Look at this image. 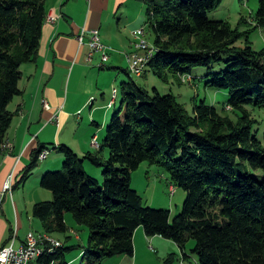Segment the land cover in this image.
Listing matches in <instances>:
<instances>
[{
  "label": "trees",
  "instance_id": "obj_1",
  "mask_svg": "<svg viewBox=\"0 0 264 264\" xmlns=\"http://www.w3.org/2000/svg\"><path fill=\"white\" fill-rule=\"evenodd\" d=\"M48 1L0 0V156L15 116L9 106L21 95V67L38 57ZM137 1L148 6L144 29L154 34L158 49L144 77L152 72L166 83L171 76L196 81L194 71L204 70L207 87L229 91L226 110L230 107L237 120L206 101L195 102L190 114L174 95L151 93L125 71L124 112L114 114L101 149L80 157L61 146L63 169L47 172L41 184L54 200L37 203L33 215L47 235L68 232V214L86 226L84 264L134 257L139 228L149 239L174 242L185 259L187 245L194 242L199 264H264V178L255 174L264 173V142L250 112L264 108V49L256 52L250 39L264 29V0L253 23L242 18L237 27L209 18L223 0ZM243 26L250 29L242 31ZM44 150L34 151L24 179L38 168ZM86 163L104 169L103 185ZM143 163L166 170L171 186L187 193L173 222L170 211L145 206L132 188V175ZM74 249L64 244L42 261L70 264L67 254Z\"/></svg>",
  "mask_w": 264,
  "mask_h": 264
},
{
  "label": "crops",
  "instance_id": "obj_2",
  "mask_svg": "<svg viewBox=\"0 0 264 264\" xmlns=\"http://www.w3.org/2000/svg\"><path fill=\"white\" fill-rule=\"evenodd\" d=\"M143 5L137 0L48 1V16L57 20L44 24L38 57L21 67V95L9 106L15 116L0 156V247L13 244L19 248L32 233L24 228V212L17 196L19 189L26 193L35 175L33 172L24 179L34 151L41 146L47 147L49 153L56 151L45 159L47 164L39 170L40 178L45 171L62 167L64 157L57 151L63 145L80 157L97 152L93 140L96 137L99 145L104 142L112 110L124 112L121 86L128 80L126 56L134 50V32L145 28ZM83 30L86 42L90 32L99 30L103 43L111 49L105 67L100 66L99 54L89 57L87 43L80 45ZM11 175L14 189L5 193L4 185ZM28 221V225L33 224ZM142 236L143 228H139L134 240L136 257ZM160 239L147 238L146 243L159 245ZM119 257L125 261V257Z\"/></svg>",
  "mask_w": 264,
  "mask_h": 264
},
{
  "label": "rangeland",
  "instance_id": "obj_3",
  "mask_svg": "<svg viewBox=\"0 0 264 264\" xmlns=\"http://www.w3.org/2000/svg\"><path fill=\"white\" fill-rule=\"evenodd\" d=\"M259 2L260 0H223L222 5L217 10L209 14V18L212 21H228L233 27H237L242 18H245L253 23L251 19L254 21V17L256 16L260 6ZM143 6L146 11L148 6L146 4ZM249 29L250 28L248 26H243L242 31H247ZM146 39L153 44L155 36L151 31L147 30ZM250 39L252 47L256 52H260L264 49V29H257L254 31ZM239 46L244 47L245 41L242 40L239 43ZM193 74V76L197 79L196 81L191 76H181V80L178 77L171 76L169 82L166 83L152 72L146 74V77L143 76L135 79L151 93L157 89V91L163 96L169 94L174 95L178 102L182 104L190 114H193L194 112L195 102L200 103L202 101H206L208 105L218 109L222 115L230 116L234 121H236L237 117L233 112H230V107H228L229 111L226 110V106H228L230 99L229 91L207 87V80L202 79L207 75V72L204 70H195ZM118 86L120 88V82ZM250 109L252 116L259 121L257 125L258 127L255 131L258 133V138L264 142V108ZM115 113L116 112L112 110L110 119L113 118ZM96 148L101 149L98 141L96 142ZM50 149H52V147H50ZM54 152L56 151H51L49 156ZM57 152L64 157L60 151ZM104 158H109L108 150L105 151ZM46 160L40 161L38 168L34 170L35 175H33L32 180H30L26 193L19 189V194L17 196L21 201V210L24 212V220L26 223L24 228L27 227V231L30 230L32 233H35V235H41L40 233L44 232V228L43 223L33 215L34 206L40 202H52L54 200L53 193L42 187V179L47 172L59 171L63 169L62 165V167L58 170L45 171L43 176L39 178L38 176L41 173L39 170L46 166ZM85 168L92 177L96 178L100 182L101 185L104 184L105 178L103 175V168L96 167L89 163L85 164ZM255 174L261 179L264 178V173L261 171L256 172ZM171 185L169 173L166 170L150 165L149 163H143L132 175V188L139 192L143 198L145 206L153 209H164L170 211V221L173 222L175 217L183 210L187 193L182 188L177 186L175 188L176 192L172 194ZM28 218L33 222V224L28 225ZM66 221L69 227L68 232L55 233L52 235L49 234V236L59 240L63 245L65 244V247L67 248L76 247V249L67 254V260L70 261V264H84L85 260L83 250L89 242V229L86 226L77 224L72 214L67 215ZM77 236L80 237V239ZM146 239L147 237L143 229V236L140 238L139 244L137 243L140 250L138 257H136V255L134 257L121 256L125 257V261L124 259L120 261V257H115L107 259L103 264H180L181 262H184L185 264H199L197 256L192 253V249L195 245L192 241L189 242L185 250V254L189 258L185 259L183 252L174 242L161 237V244L158 245L157 243H150V241L147 244ZM174 256L176 258L172 261L171 257Z\"/></svg>",
  "mask_w": 264,
  "mask_h": 264
},
{
  "label": "built area",
  "instance_id": "obj_4",
  "mask_svg": "<svg viewBox=\"0 0 264 264\" xmlns=\"http://www.w3.org/2000/svg\"><path fill=\"white\" fill-rule=\"evenodd\" d=\"M57 17L48 16L47 22H55ZM79 43L81 46L87 43L90 48V58L96 54L101 56V61H108L110 58V48L107 47L101 38L99 30L90 32L89 41L86 42V31L83 30L79 36ZM133 52L126 56L128 63L129 73L136 77L141 78V62H146V57L151 54V43L146 39V31L144 28L138 29L134 32ZM46 108H49L45 104ZM97 138L93 140V145L96 146ZM6 148L10 149V145ZM48 150L43 151V156H47ZM14 176L11 175L5 185L4 191L12 192L14 187ZM172 194L175 193V188L171 187ZM61 242H54L52 240H44L42 235H35L30 233L26 242L19 248L14 245L0 247V264H29L36 254L37 250H47L48 247L60 246ZM55 264V263H54Z\"/></svg>",
  "mask_w": 264,
  "mask_h": 264
},
{
  "label": "bare ground",
  "instance_id": "obj_5",
  "mask_svg": "<svg viewBox=\"0 0 264 264\" xmlns=\"http://www.w3.org/2000/svg\"><path fill=\"white\" fill-rule=\"evenodd\" d=\"M157 51H158V49L155 47V45L151 44V54L149 55V57H146V62H141V77L144 76L145 72L148 69L150 61L155 56ZM107 62L108 61H101L100 66L102 68L105 67ZM128 72H129V68H128ZM184 80H186V79H184ZM48 155H49V152H47V156H43V152H42L39 156V161H43V160L47 159ZM41 235L43 236L44 240H52L54 242H60L57 239L52 238L51 236H49L47 234H41ZM62 247H63V244H61L60 246L48 247L47 250H37L36 254L33 256L32 260L29 264H47V263L42 261V258L47 256V255H50V254L53 255V254L57 253V250H59ZM50 264H54V262H52ZM181 264H184V263H181Z\"/></svg>",
  "mask_w": 264,
  "mask_h": 264
}]
</instances>
